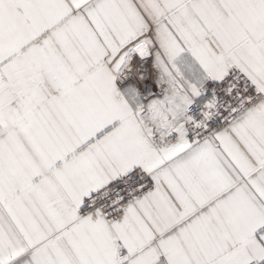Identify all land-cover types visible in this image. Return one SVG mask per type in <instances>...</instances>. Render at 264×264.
Instances as JSON below:
<instances>
[{"label":"snow or ice","instance_id":"6c2138e0","mask_svg":"<svg viewBox=\"0 0 264 264\" xmlns=\"http://www.w3.org/2000/svg\"><path fill=\"white\" fill-rule=\"evenodd\" d=\"M0 264H264V0H0Z\"/></svg>","mask_w":264,"mask_h":264}]
</instances>
